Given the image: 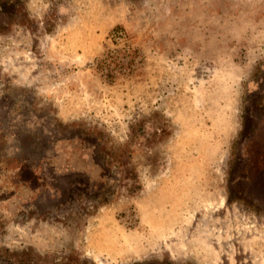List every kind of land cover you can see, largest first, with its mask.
I'll return each mask as SVG.
<instances>
[{
    "label": "rangeland",
    "instance_id": "374dc122",
    "mask_svg": "<svg viewBox=\"0 0 264 264\" xmlns=\"http://www.w3.org/2000/svg\"><path fill=\"white\" fill-rule=\"evenodd\" d=\"M9 11L0 264H264V0Z\"/></svg>",
    "mask_w": 264,
    "mask_h": 264
},
{
    "label": "trees",
    "instance_id": "16d2710c",
    "mask_svg": "<svg viewBox=\"0 0 264 264\" xmlns=\"http://www.w3.org/2000/svg\"><path fill=\"white\" fill-rule=\"evenodd\" d=\"M16 0H0V13L11 14L9 9L13 7Z\"/></svg>",
    "mask_w": 264,
    "mask_h": 264
},
{
    "label": "crops",
    "instance_id": "0c3cea01",
    "mask_svg": "<svg viewBox=\"0 0 264 264\" xmlns=\"http://www.w3.org/2000/svg\"><path fill=\"white\" fill-rule=\"evenodd\" d=\"M106 22H108V20H107ZM91 40H93V41H94L95 39H91ZM95 41H96V40H95ZM91 42H92V41H91ZM92 48H94V45H93V47H92ZM91 51H92V50H91ZM93 51H95V50H93Z\"/></svg>",
    "mask_w": 264,
    "mask_h": 264
}]
</instances>
